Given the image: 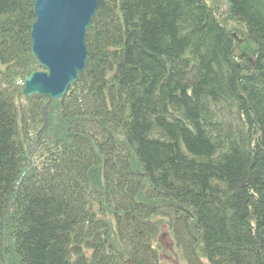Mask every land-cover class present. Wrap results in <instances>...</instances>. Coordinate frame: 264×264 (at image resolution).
I'll use <instances>...</instances> for the list:
<instances>
[{
    "label": "trees",
    "instance_id": "obj_1",
    "mask_svg": "<svg viewBox=\"0 0 264 264\" xmlns=\"http://www.w3.org/2000/svg\"><path fill=\"white\" fill-rule=\"evenodd\" d=\"M226 1L98 0L32 162L35 0H0V264H160L164 229L188 264H264V0Z\"/></svg>",
    "mask_w": 264,
    "mask_h": 264
},
{
    "label": "water",
    "instance_id": "obj_2",
    "mask_svg": "<svg viewBox=\"0 0 264 264\" xmlns=\"http://www.w3.org/2000/svg\"><path fill=\"white\" fill-rule=\"evenodd\" d=\"M97 7L98 0H35L32 53L48 72H34L26 79V95L62 98L77 81L88 61L86 36Z\"/></svg>",
    "mask_w": 264,
    "mask_h": 264
},
{
    "label": "rangeland",
    "instance_id": "obj_3",
    "mask_svg": "<svg viewBox=\"0 0 264 264\" xmlns=\"http://www.w3.org/2000/svg\"><path fill=\"white\" fill-rule=\"evenodd\" d=\"M209 2H212L213 0H208ZM222 3L223 0H216V2ZM223 5H220V7ZM160 245L162 246V251H163V259L165 261L166 264H174L175 258L173 257V254L170 253V251L172 250V245L171 242L169 241L168 238H164L162 240H160ZM170 251H169V250ZM184 264V263H182Z\"/></svg>",
    "mask_w": 264,
    "mask_h": 264
},
{
    "label": "bare ground",
    "instance_id": "obj_4",
    "mask_svg": "<svg viewBox=\"0 0 264 264\" xmlns=\"http://www.w3.org/2000/svg\"><path fill=\"white\" fill-rule=\"evenodd\" d=\"M210 131V130H209ZM214 142V141H213ZM80 233H82V232H80Z\"/></svg>",
    "mask_w": 264,
    "mask_h": 264
}]
</instances>
